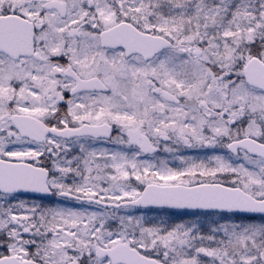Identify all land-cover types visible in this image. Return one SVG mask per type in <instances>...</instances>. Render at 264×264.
Masks as SVG:
<instances>
[{"label":"snow or ice","instance_id":"1","mask_svg":"<svg viewBox=\"0 0 264 264\" xmlns=\"http://www.w3.org/2000/svg\"><path fill=\"white\" fill-rule=\"evenodd\" d=\"M0 264H264V0H0Z\"/></svg>","mask_w":264,"mask_h":264}]
</instances>
